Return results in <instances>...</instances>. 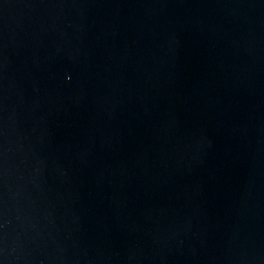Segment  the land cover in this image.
I'll return each mask as SVG.
<instances>
[{"label": "water", "instance_id": "obj_1", "mask_svg": "<svg viewBox=\"0 0 264 264\" xmlns=\"http://www.w3.org/2000/svg\"><path fill=\"white\" fill-rule=\"evenodd\" d=\"M0 264H264V0H0Z\"/></svg>", "mask_w": 264, "mask_h": 264}]
</instances>
